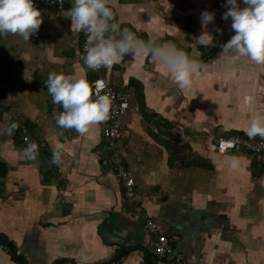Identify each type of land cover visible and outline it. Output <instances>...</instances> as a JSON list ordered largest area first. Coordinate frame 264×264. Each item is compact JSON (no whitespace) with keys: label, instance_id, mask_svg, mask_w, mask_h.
Returning <instances> with one entry per match:
<instances>
[{"label":"crops","instance_id":"crops-1","mask_svg":"<svg viewBox=\"0 0 264 264\" xmlns=\"http://www.w3.org/2000/svg\"><path fill=\"white\" fill-rule=\"evenodd\" d=\"M193 2L110 3L122 28L171 41L198 61L189 90L150 54L102 69L131 100L114 153L135 179L132 198L108 149L109 119L84 134L57 122L64 109L53 103L49 74L96 76L83 64L82 32L67 16L72 6H38L43 23L29 41L0 36V165L7 169L0 177V264H156L149 217L182 263L264 264V153L217 150L221 137L264 140L248 135L254 119L264 120V64L223 51L235 34L232 19L215 15L205 27ZM208 6L221 11L217 0ZM12 40L16 45L3 44ZM11 123L17 127L9 134ZM21 132L27 140L18 139ZM32 142L36 160L23 156ZM54 149L62 151L60 164L51 163Z\"/></svg>","mask_w":264,"mask_h":264},{"label":"clouds","instance_id":"clouds-1","mask_svg":"<svg viewBox=\"0 0 264 264\" xmlns=\"http://www.w3.org/2000/svg\"><path fill=\"white\" fill-rule=\"evenodd\" d=\"M110 3L111 0H72V7L67 10L72 27L87 35L84 63L93 70H99L101 67L110 68L125 56L134 60L138 54H150L170 69L181 90H189L198 61L171 41L154 37L143 40L129 28H122ZM243 3L245 7L240 6V0H227L226 7H231L224 12L223 18H232L235 34L223 44V51L231 50L257 64H264V0H243ZM214 20V12L205 10L201 14L205 27ZM42 23L41 9L36 7L34 0H0V36L19 34L24 41H29ZM207 35L205 32L198 38L201 44H207ZM45 83L53 103L61 104L64 109L58 116L59 126L84 134L93 125L110 119L114 97L106 90L103 79L89 82L62 73H50ZM16 127V123H11L8 133L11 134ZM248 135L264 139V120L260 117L254 119ZM38 155L35 142L23 149V156L28 160H36ZM61 161L62 151L54 149L51 163L60 164ZM230 163L231 167H237L238 158L231 156Z\"/></svg>","mask_w":264,"mask_h":264},{"label":"built area","instance_id":"built-area-1","mask_svg":"<svg viewBox=\"0 0 264 264\" xmlns=\"http://www.w3.org/2000/svg\"><path fill=\"white\" fill-rule=\"evenodd\" d=\"M36 7L43 6L48 9L53 10H64L69 4L72 6L69 0H34ZM82 32L83 36V56L85 54V43L87 41V35ZM84 66L96 74L95 79H103L106 82L107 88L113 95V108L111 112L110 119L108 120V125L104 129V134L106 139L109 140L108 149L114 153L115 144L118 140H121L123 137V127H122V118L131 108V100L127 96L121 95L118 90L111 84L109 79L102 74L101 67L99 70H93L89 68L83 61ZM27 140V138H26ZM217 150L221 153H226L230 151H251L256 154L264 153V140L257 139H245L242 136L234 135L221 137L217 141ZM114 169L117 171L120 179L124 183V187L127 191L129 197H133L135 191V179L132 174L125 168L121 158L114 153ZM146 229L152 233L156 239V253L157 259L156 264H179L181 262V255H179L174 246L170 243L169 237L163 233L160 225L153 220L152 218H147L145 222ZM185 264V263H182Z\"/></svg>","mask_w":264,"mask_h":264},{"label":"rangeland","instance_id":"rangeland-1","mask_svg":"<svg viewBox=\"0 0 264 264\" xmlns=\"http://www.w3.org/2000/svg\"><path fill=\"white\" fill-rule=\"evenodd\" d=\"M217 1L219 2V5H220L219 8H221V11H222V12H221V11L219 12V11H212V10H210V8H209V6H208V0H194V2H193V4H192V10L195 12V14L197 13L198 16H201V14H202L205 10H208V11L214 12L215 15H218V16L220 17V20H222V21H228L229 18H231V17H229L228 19H224V18H223V14H224V12L227 11V8H228V7H231V5H228V6L226 7L227 0H217ZM240 6L243 7L241 2H240ZM198 7L201 8V11H200V12H198ZM194 12H193V13H194ZM231 19H232V18H231ZM208 27H210V26H208ZM221 28H222L223 31H224V27L222 26ZM5 42H7V43H9V44L11 43V45H16V42H14V40H12L11 42H10V41H4L3 44H4Z\"/></svg>","mask_w":264,"mask_h":264},{"label":"trees","instance_id":"trees-1","mask_svg":"<svg viewBox=\"0 0 264 264\" xmlns=\"http://www.w3.org/2000/svg\"><path fill=\"white\" fill-rule=\"evenodd\" d=\"M232 37V36H231ZM213 53L214 52H211V53H208V54H205V57H211L212 55H213ZM95 79V76L92 78V81L91 82H93V80ZM27 126V125H26ZM25 134H28V133H25ZM24 133H20L19 135H18V139H19V137L20 138H22V141L24 140V138L26 139V138H28V137H25V136H27V135H25ZM7 171V169H6V167L2 164V165H0V177L1 176H5V172Z\"/></svg>","mask_w":264,"mask_h":264}]
</instances>
